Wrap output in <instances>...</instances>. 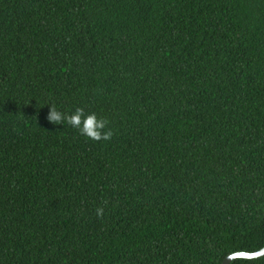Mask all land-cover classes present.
I'll return each mask as SVG.
<instances>
[{
	"label": "trees",
	"instance_id": "trees-1",
	"mask_svg": "<svg viewBox=\"0 0 264 264\" xmlns=\"http://www.w3.org/2000/svg\"><path fill=\"white\" fill-rule=\"evenodd\" d=\"M263 208L264 0H0V264H221Z\"/></svg>",
	"mask_w": 264,
	"mask_h": 264
},
{
	"label": "clouds",
	"instance_id": "clouds-1",
	"mask_svg": "<svg viewBox=\"0 0 264 264\" xmlns=\"http://www.w3.org/2000/svg\"><path fill=\"white\" fill-rule=\"evenodd\" d=\"M47 120L55 125L67 124L79 133L92 141H108L113 136V130L108 127L109 120L106 118H97L95 113L86 114L83 107H77L71 114L62 112L55 105H51ZM104 214L103 208L96 209L97 217H102ZM237 258L254 259V254L250 253H233L227 259L234 260Z\"/></svg>",
	"mask_w": 264,
	"mask_h": 264
},
{
	"label": "water",
	"instance_id": "water-1",
	"mask_svg": "<svg viewBox=\"0 0 264 264\" xmlns=\"http://www.w3.org/2000/svg\"><path fill=\"white\" fill-rule=\"evenodd\" d=\"M263 213H264V208H263ZM233 253H250V254H254L255 257H258L264 254V245L261 248L254 250V251H235V252L229 253L223 258V260L221 261V264H229L232 260L227 259V257H229Z\"/></svg>",
	"mask_w": 264,
	"mask_h": 264
}]
</instances>
